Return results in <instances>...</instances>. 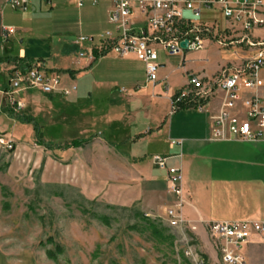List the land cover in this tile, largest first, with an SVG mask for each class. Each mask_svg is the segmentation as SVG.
<instances>
[{
	"label": "crops",
	"instance_id": "crops-1",
	"mask_svg": "<svg viewBox=\"0 0 264 264\" xmlns=\"http://www.w3.org/2000/svg\"><path fill=\"white\" fill-rule=\"evenodd\" d=\"M115 1L33 0L26 12H19L0 0V136L6 134L21 143L25 137L36 140V125L43 141L52 143L44 136L46 129L72 125L78 134L65 136L68 138L57 145L85 143L60 151L83 152L84 166L92 160L101 161L107 170L101 182L112 185L117 206H134L165 221L166 210L174 204L168 174L152 160L147 161L145 154L148 141L163 137L168 152L152 158L181 155L170 165L182 170V214L186 227L196 236L205 237L212 222L264 221V140L214 141L208 115L187 107L172 112L173 96L187 87L190 76L213 84L223 69L237 64L232 54L236 47L224 50L206 37L199 51L170 55L158 49V55H165L159 57V82L151 85L144 64L135 56L101 54L97 49L107 32L118 35L116 26L109 22ZM201 21L217 25L228 42L235 43L244 34L227 31V20L219 9L202 8ZM134 22L137 27L143 24L140 18ZM250 35L255 41L264 39V26ZM80 36L93 37L94 45L76 44ZM67 39L70 44L66 47L77 46L79 51L68 58L55 54L56 46L62 47L65 44L61 42ZM239 54L249 55L247 50ZM38 63L47 72L59 73L64 86H77V92L65 98L59 93L21 91L13 98L22 100L25 108L15 114L5 94L10 91L12 73L17 67L24 70ZM262 76L264 80V71ZM259 94L264 98V88ZM82 100L89 105L78 110L85 117L89 115L84 121L74 114ZM223 100L224 93L215 90L210 101L213 114L218 113ZM101 105L106 108L102 110ZM4 121L14 123L11 132ZM17 122L22 125L21 134L15 133ZM97 127L103 130L97 132ZM173 140L182 145L172 147ZM85 150L97 154L90 157ZM245 252L250 264H257V255L264 254V237H254Z\"/></svg>",
	"mask_w": 264,
	"mask_h": 264
},
{
	"label": "rangeland",
	"instance_id": "rangeland-1",
	"mask_svg": "<svg viewBox=\"0 0 264 264\" xmlns=\"http://www.w3.org/2000/svg\"><path fill=\"white\" fill-rule=\"evenodd\" d=\"M67 40L55 54L68 58L79 51L66 47ZM164 55L160 52V59ZM88 106L84 100L76 104L79 120L89 117L78 111ZM19 123L17 134L22 132ZM4 124L11 132L14 123ZM46 130L45 138L56 145L78 134L72 125ZM5 135L0 138L13 141ZM27 139L13 141L12 149L0 143V264H222L208 228L199 237L137 207L117 206L112 185L101 182L107 171L101 161L84 166L83 152L48 150L34 137ZM163 139L148 141L147 161L167 151ZM95 153L85 150L90 157ZM256 263L264 264V254L257 255Z\"/></svg>",
	"mask_w": 264,
	"mask_h": 264
},
{
	"label": "built area",
	"instance_id": "built-area-1",
	"mask_svg": "<svg viewBox=\"0 0 264 264\" xmlns=\"http://www.w3.org/2000/svg\"><path fill=\"white\" fill-rule=\"evenodd\" d=\"M4 1L19 12H26L33 2ZM202 8L221 10L227 20V31L244 34L237 42H228L220 35L217 25L201 21ZM137 18L142 20L140 27L134 22ZM109 22L116 26L118 35L107 32L98 51L118 57L135 56L144 64L147 82L151 85L159 82L161 64L158 49L170 55L199 51L204 48L206 37L213 38L224 50L236 47L232 54L237 64L223 69L213 84L190 76L187 87L173 96L172 112L187 107L208 115L212 123L211 139L214 141L264 140V98L259 94L264 88V39L255 41L250 35L254 29L264 26V0H116ZM185 41L187 46L184 49L182 43ZM76 44L93 46L94 39L80 36ZM245 50L249 55L240 56L239 51ZM217 89L224 93V100L218 113L213 114L210 101ZM29 90L70 97L77 92V86H64L59 73L47 72L39 63L24 70L17 67L10 79V91L5 93L13 113L17 114L25 108L24 102L15 100L13 95ZM12 142L0 138V143L7 149L13 148ZM170 144L176 147L182 142L173 140ZM179 158L181 155H155L152 161L157 168L167 172L169 192L174 197L173 206L166 210L165 222L171 228L182 229L187 228L182 214L183 174L179 166L170 165V161ZM208 230L217 244L222 264H250L245 249L254 237H264V221L212 222Z\"/></svg>",
	"mask_w": 264,
	"mask_h": 264
},
{
	"label": "trees",
	"instance_id": "trees-1",
	"mask_svg": "<svg viewBox=\"0 0 264 264\" xmlns=\"http://www.w3.org/2000/svg\"><path fill=\"white\" fill-rule=\"evenodd\" d=\"M35 136H36V142L40 146H44L48 150H65L68 147H80L82 146L85 141H73L70 145H56L52 143H46L43 141L42 136L40 135V132L38 130V127L34 126Z\"/></svg>",
	"mask_w": 264,
	"mask_h": 264
},
{
	"label": "water",
	"instance_id": "water-1",
	"mask_svg": "<svg viewBox=\"0 0 264 264\" xmlns=\"http://www.w3.org/2000/svg\"><path fill=\"white\" fill-rule=\"evenodd\" d=\"M186 46H187V41H185V42L182 43V47H183L184 49L186 48Z\"/></svg>",
	"mask_w": 264,
	"mask_h": 264
}]
</instances>
